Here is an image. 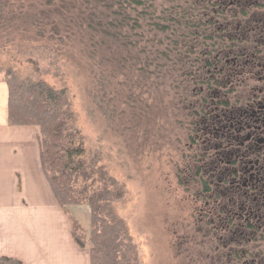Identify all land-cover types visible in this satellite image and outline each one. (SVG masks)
I'll list each match as a JSON object with an SVG mask.
<instances>
[{
    "label": "rangeland",
    "instance_id": "obj_1",
    "mask_svg": "<svg viewBox=\"0 0 264 264\" xmlns=\"http://www.w3.org/2000/svg\"><path fill=\"white\" fill-rule=\"evenodd\" d=\"M205 2H124V37L106 44L78 32L61 52L39 39L0 37V66L68 88L88 159L123 186L113 205L142 264H233L221 258L206 205L195 198L199 175L208 179L197 168L210 159L203 118L221 112L223 98L221 33L201 17ZM72 210L89 229L90 207Z\"/></svg>",
    "mask_w": 264,
    "mask_h": 264
},
{
    "label": "trees",
    "instance_id": "obj_2",
    "mask_svg": "<svg viewBox=\"0 0 264 264\" xmlns=\"http://www.w3.org/2000/svg\"><path fill=\"white\" fill-rule=\"evenodd\" d=\"M124 2L130 0H0V37L6 36L9 44L39 39L55 52H61L62 43L72 41L78 32L107 44L108 38L125 36L123 28L130 19ZM1 71L9 86V121L37 126L43 170L71 216L75 239L81 245L90 242L91 264H142L138 245L113 205L123 196V186L104 165L88 159L68 88L44 78L22 77L12 66H0ZM80 204L90 207L89 229L73 213V206ZM0 264L23 263L0 255Z\"/></svg>",
    "mask_w": 264,
    "mask_h": 264
},
{
    "label": "flooded vegetation",
    "instance_id": "obj_3",
    "mask_svg": "<svg viewBox=\"0 0 264 264\" xmlns=\"http://www.w3.org/2000/svg\"><path fill=\"white\" fill-rule=\"evenodd\" d=\"M205 4L201 17L221 33L223 98L221 112L203 118L210 159L206 169L196 165L208 179L199 175L195 198L206 205L221 258L264 264V0Z\"/></svg>",
    "mask_w": 264,
    "mask_h": 264
},
{
    "label": "crops",
    "instance_id": "obj_4",
    "mask_svg": "<svg viewBox=\"0 0 264 264\" xmlns=\"http://www.w3.org/2000/svg\"><path fill=\"white\" fill-rule=\"evenodd\" d=\"M9 86L0 79V255L23 264H91L69 212L43 170L34 124H12Z\"/></svg>",
    "mask_w": 264,
    "mask_h": 264
}]
</instances>
